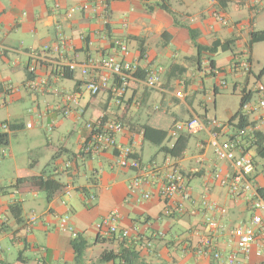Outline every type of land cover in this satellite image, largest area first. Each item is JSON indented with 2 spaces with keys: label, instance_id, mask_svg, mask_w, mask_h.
Wrapping results in <instances>:
<instances>
[{
  "label": "crops",
  "instance_id": "obj_1",
  "mask_svg": "<svg viewBox=\"0 0 264 264\" xmlns=\"http://www.w3.org/2000/svg\"><path fill=\"white\" fill-rule=\"evenodd\" d=\"M83 4H93V0H0V46L8 49L4 56L0 55V107L8 109L11 102L23 100L21 85L29 92L31 100L27 104L26 119L8 113L9 118L1 121L0 126L19 129L21 125V129L31 131L40 126L49 135L43 149L55 150L43 168L42 163H37L44 158L43 149H39L34 163L20 169L9 133L10 145L2 149L1 154L4 156V150L11 149L15 177L7 187L0 184V264H76L73 238L58 229L64 215L70 216L78 235L88 244L81 264H216L196 251L206 233L201 197L207 195L227 209L224 216L214 214L226 229L217 235L216 241L224 255L235 247L229 230L250 222L251 203L242 198L232 200L215 180L218 170L223 174L233 171L230 164L216 158L210 144L213 130L210 125L207 132L191 137L182 158H173L161 148L171 149L176 143L170 131L178 122L193 117L207 124L212 119L218 120L210 117L209 109H216L215 103L197 100L200 90L204 96L211 95L205 82L202 80L200 84L198 78L214 79V97L220 93L215 79L221 73L241 70L248 73V81L249 76H255L256 81L264 82V74L261 75L264 66L257 73L254 71L256 48L264 42L249 49L250 34L264 31V0H114L106 14V24L103 15L92 12H76L67 17L70 8ZM162 4L171 13L164 11ZM215 12L221 13L228 24L215 21ZM118 39H125L129 50L127 60L137 66L136 74L140 77L135 74L118 102L110 91L91 96L86 87L88 78L82 75L80 68L90 60L98 61L110 55L123 58L116 53L114 42ZM231 39L235 44L230 51L212 56L209 53L199 56L194 46L196 43L211 47L216 42ZM237 46L242 50L240 53L234 51ZM242 56H248L244 63L240 61ZM166 60L174 62L170 70L165 69ZM210 60L215 62L216 75H209ZM70 64H77L79 69L69 72L71 77H65V68ZM231 65L234 66L231 68ZM31 66L36 69L34 73L28 72ZM227 66L231 69H225ZM156 68L163 70V88L149 90L144 81L148 72ZM21 72L25 77L21 84H15L13 80ZM30 81L37 83V90L29 89ZM238 85L234 83V93ZM12 88L14 92L10 91ZM179 91H184L183 99L176 97ZM243 92L252 94L245 109L249 127H260L259 113L254 112L258 105L253 102L254 97L258 101L257 91L253 94L246 85ZM69 95H78L79 102L64 116V98ZM235 114L228 111L229 121ZM100 118L123 123L124 130L117 139L122 146L130 147L144 165L162 164L168 158L176 162L189 178L191 188L185 197L187 211L184 214L165 215V203L158 196L161 187L158 181L144 188L151 193L149 201L129 196L134 172L120 168L114 153L81 156L82 141L88 133L85 124ZM229 121H219L224 125L219 131L220 141L232 138L237 132ZM28 124L32 127L28 128ZM145 126L168 133L161 148L144 139ZM252 151L264 159L255 147L249 148L251 155ZM68 161L71 168L65 169ZM254 162L253 180L264 196V164ZM26 172L32 176L25 177ZM91 192H95L97 199L88 204L87 196ZM12 205L22 209L20 222L10 212ZM114 211L121 217L119 227L130 231L129 239H116L97 231L98 222ZM33 216L37 221L30 225ZM254 251L255 248L249 264H264ZM105 253L119 258L101 262Z\"/></svg>",
  "mask_w": 264,
  "mask_h": 264
},
{
  "label": "built area",
  "instance_id": "obj_2",
  "mask_svg": "<svg viewBox=\"0 0 264 264\" xmlns=\"http://www.w3.org/2000/svg\"><path fill=\"white\" fill-rule=\"evenodd\" d=\"M113 2L114 0H93V4H83L70 8L67 11V17L70 18L76 12H92L103 15L101 17L106 24L108 22L106 14ZM213 17L215 21L222 25L228 24L226 18L219 12H215ZM114 44L116 53H120L123 58L110 55L98 61L90 60L88 64L80 69L82 75L88 78L86 87L91 96L98 95L102 91H110L118 102L129 88L131 81L135 79L137 66L127 60L129 50L125 39H118ZM7 52V48L0 46L1 56H4ZM244 66L248 70V63H245ZM28 69L29 73H34L36 70L33 66ZM78 69L77 64H70L65 68V71L73 73ZM162 74V68L150 70L144 81L146 88L149 90H162ZM28 87L31 90H37L38 85L36 82L30 81ZM10 91L14 92L15 90L12 88ZM257 94L259 103L254 112L259 111L258 121L260 127H264V83L259 84ZM176 97L183 99V92H177ZM78 102V95L66 96L64 98L63 115L68 116L71 112V106L78 105ZM208 125L213 128L210 144L216 158L221 162L230 164L233 171L232 173L223 174L222 171L218 170L215 174V180L221 188L227 191L232 200L242 198L250 201L251 219L248 224H241L229 230L235 247L228 255H224L218 249L216 241L218 236L224 233L226 229L217 221L214 214L218 213L224 216L227 214V209L211 201L207 195H203L200 202L205 212L204 225L206 233L199 241L196 251L202 256L209 257L216 264L222 262L227 264H249L248 260L255 248L256 257L264 261V196L260 194L259 188L255 186L253 179L256 166L254 158L249 152V148L255 147L257 149L258 142L264 137V129L262 127H247L237 131L232 138L220 141L219 131L224 129L221 122L212 119L207 124L203 119L193 117L176 123L170 131V137L177 140L182 134L195 136L207 132L209 130ZM27 127L31 128L32 125L28 124ZM85 129L88 133L82 141L81 156L93 157L105 153H114L117 165L120 168L134 172L129 183V196H138L140 201H149L152 197L151 193L145 191L144 188L156 185L154 182L158 181L161 185L158 196L165 203V215L172 217L184 214L187 211L185 197L189 195L191 190L189 178L177 166L176 162L168 158L162 164L144 165L130 147H124L118 141L117 136L124 130L121 121L100 118L86 123ZM70 168L71 162L68 161L65 164V169ZM67 195H70V193H67ZM178 197H180V201H178ZM96 199L95 194L87 196L88 204L95 202ZM120 218L118 212L110 213L98 222L96 225L97 231L102 235L114 236L116 239H129L130 231L119 227ZM36 221L37 217L33 216L30 219V225H33ZM58 229L61 233L69 234L73 239L78 236L75 227L71 224L69 215L60 218Z\"/></svg>",
  "mask_w": 264,
  "mask_h": 264
},
{
  "label": "rangeland",
  "instance_id": "obj_3",
  "mask_svg": "<svg viewBox=\"0 0 264 264\" xmlns=\"http://www.w3.org/2000/svg\"><path fill=\"white\" fill-rule=\"evenodd\" d=\"M234 51L239 52L242 51L239 46L234 48ZM241 63H244L245 60L248 59V56H242L240 58ZM165 69L170 70L174 64L173 61L166 60L165 61ZM223 65L226 66L227 63L225 61L222 62ZM234 65H231V68ZM264 66V43L259 44L256 48V60L254 65V71L257 73L259 69ZM229 66H227L225 69L230 70ZM198 73V71H196ZM184 75H182L183 77ZM25 75L23 72L19 73L17 76H15L13 82L15 84H21L23 81ZM209 79H206V77H200L198 78V82L201 84L202 80L205 82L207 92L210 93V96H204L203 90H200L201 92L198 93L197 100L206 99V101H211L212 103L216 104L215 108H210V117L218 118L219 121L227 123L229 121L228 117V111H231L233 114H235L239 107L241 102V96L243 92V88L248 85L249 89L253 91V94L255 91H257V88L259 84L264 82H258L256 81L255 76H249L248 79V73L244 71H238L237 73H221V75H217L215 81L216 84L219 85L220 93L219 95L215 96L213 95L212 89L214 83L213 78L208 77ZM166 81H164V84ZM174 81L171 82L172 87L175 88V84H173ZM227 84V86H221L222 84ZM234 83H239L238 90L234 93L233 86ZM166 86V84H165ZM19 90L22 93L23 100L20 102H11L8 106V109L6 107H0V122L5 121L9 118L8 113L10 115H17L20 118L26 119L28 116V106L30 97L27 93H29L24 87L21 85L19 86ZM184 92V91H183ZM170 100V99H169ZM254 103L256 102L257 105L259 103V97L257 101V97H254ZM175 103V106H179V103L176 101H173ZM176 112V111H175ZM177 113V112H176ZM259 113V111H258ZM174 120H172V123ZM20 123V122H19ZM19 129H16L14 127H11L10 129H3L0 126V132H7L11 135V148L12 151L15 153V160L19 166L20 169L27 168L28 163H32L37 159V155L40 152L39 149H43L44 143H46V138L49 136L48 134H45L40 126H37L34 130H26L21 129V125L18 126ZM16 129V130H15ZM75 138V137H72ZM55 150H42L43 159L38 160L37 163H42L43 166H45V163L49 161L52 154H54ZM252 155L255 156L254 160H256L259 164H264V159L260 158L256 155L255 152L252 151ZM210 156L212 157V152L210 153ZM34 163V162H33ZM14 161L11 158V149L4 150V156L1 157L0 160V184L6 185V187L9 185V183L14 180ZM64 167V166H63ZM29 169H27V172ZM39 170V168H38ZM53 172V169H50ZM25 173V177H30L32 174ZM27 175V176H26ZM63 181H66L65 177H62ZM95 192H91L93 194ZM66 196V195H65ZM69 197V196H68ZM42 199L44 196L41 197ZM185 219H188L187 217Z\"/></svg>",
  "mask_w": 264,
  "mask_h": 264
},
{
  "label": "trees",
  "instance_id": "obj_4",
  "mask_svg": "<svg viewBox=\"0 0 264 264\" xmlns=\"http://www.w3.org/2000/svg\"><path fill=\"white\" fill-rule=\"evenodd\" d=\"M160 7L164 11L171 13L169 8L165 6V4H162ZM190 33L192 36V32ZM261 42H264V31L252 32L250 34L249 49L252 50L253 45L257 43H261ZM234 44H235V40L231 39L223 43L216 42L211 47L201 46L196 43H194V46L197 49L199 56L202 53H209L212 56V55L218 54L219 52L225 53V52L230 51L232 47L234 46ZM210 67H211V70L209 71V75L210 76L216 75L218 70L216 69L215 62L213 60L212 61L210 60ZM263 74H264V68L261 71V75ZM136 75H138V73ZM64 76L71 77V74L66 70ZM251 98H252L251 93L243 92L242 97H241L240 107L238 111L236 112V114L229 121L231 125H234L235 128H237V131H241L250 126L248 115L245 113V107L251 101ZM143 129H144V139L152 143L153 145L161 148L164 141L167 139L168 133L166 131L153 128V127H148V126H145ZM191 137L192 136L190 135L182 134L177 139L176 143L171 149L162 147L161 151L173 158H182L185 151L188 148ZM9 145H10L9 133H6V132L0 133V159L2 157L1 150L9 147ZM257 153L259 156L264 157V137L262 140L258 142ZM10 212L13 215L14 219L17 220V222L21 221L22 209L20 206L12 205L10 207ZM72 246L75 252L76 264H81L80 260L82 256L84 255L88 247V244L83 238H81L78 235L75 239L72 240ZM130 255H133V254H130ZM118 258L119 257L113 253H105L102 255L100 260L101 262H110V261H115Z\"/></svg>",
  "mask_w": 264,
  "mask_h": 264
}]
</instances>
